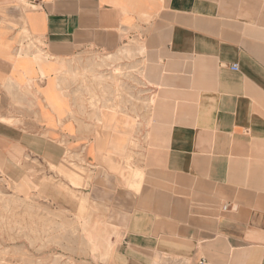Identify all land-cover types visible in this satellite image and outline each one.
Instances as JSON below:
<instances>
[{"label": "crops", "instance_id": "obj_1", "mask_svg": "<svg viewBox=\"0 0 264 264\" xmlns=\"http://www.w3.org/2000/svg\"><path fill=\"white\" fill-rule=\"evenodd\" d=\"M85 55L133 57L149 98L83 108ZM24 161L86 169L108 264H264V0H0V172Z\"/></svg>", "mask_w": 264, "mask_h": 264}, {"label": "rangeland", "instance_id": "obj_2", "mask_svg": "<svg viewBox=\"0 0 264 264\" xmlns=\"http://www.w3.org/2000/svg\"><path fill=\"white\" fill-rule=\"evenodd\" d=\"M134 60L85 55L64 76L66 90L86 110L135 112L136 106L121 105L148 97ZM25 162L18 182L0 172V264H108L107 234L90 224L84 200L67 186H84L86 169L69 163L51 168V177L39 163L27 169Z\"/></svg>", "mask_w": 264, "mask_h": 264}, {"label": "built area", "instance_id": "obj_3", "mask_svg": "<svg viewBox=\"0 0 264 264\" xmlns=\"http://www.w3.org/2000/svg\"><path fill=\"white\" fill-rule=\"evenodd\" d=\"M231 69L233 71H237L238 70V66L236 64H233V65H231Z\"/></svg>", "mask_w": 264, "mask_h": 264}, {"label": "bare ground", "instance_id": "obj_4", "mask_svg": "<svg viewBox=\"0 0 264 264\" xmlns=\"http://www.w3.org/2000/svg\"><path fill=\"white\" fill-rule=\"evenodd\" d=\"M23 56V55H22ZM24 58H25V56H24ZM45 58V57H44ZM32 59V58H31ZM46 59V58H45ZM42 64V63H41ZM62 68V67H61ZM62 72V71H61ZM60 73V72H59ZM55 74V73H54Z\"/></svg>", "mask_w": 264, "mask_h": 264}]
</instances>
